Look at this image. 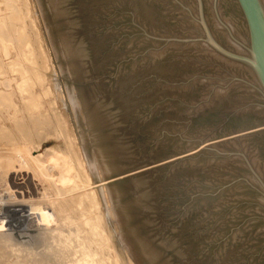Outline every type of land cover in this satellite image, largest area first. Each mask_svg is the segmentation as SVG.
<instances>
[{"label": "water", "instance_id": "water-1", "mask_svg": "<svg viewBox=\"0 0 264 264\" xmlns=\"http://www.w3.org/2000/svg\"><path fill=\"white\" fill-rule=\"evenodd\" d=\"M47 2L137 257L264 264V0Z\"/></svg>", "mask_w": 264, "mask_h": 264}, {"label": "rangeland", "instance_id": "rangeland-1", "mask_svg": "<svg viewBox=\"0 0 264 264\" xmlns=\"http://www.w3.org/2000/svg\"><path fill=\"white\" fill-rule=\"evenodd\" d=\"M7 2H10V3L12 2L11 5H14V6H10V7L11 8L13 7V9H16L18 6H19L18 8L20 7L22 8V9L20 8V13L22 11L21 13L22 15L18 11H15L13 13V15H15V13L18 12V14L21 15L19 16L22 18V20L19 21V19L16 18L17 14L15 15L16 17L11 16L10 18H8L7 23H10L11 22L10 20H12L14 25H17V27L15 26L14 28L16 29V31L14 30L15 33H10L12 36V40L9 42L11 43H7V45H5V52L6 51L10 52L9 58L7 60L1 59L2 62L0 61V67H3V66L11 67L14 64L11 70H9V72L11 71L12 74H14L15 72L24 71L21 74L20 72L17 73V75L19 77L23 75V79L28 81V83L30 82L29 86L30 87L32 86L31 88H33V89H30L31 90L30 92L36 96L38 95L36 99L40 101L39 106L40 107L42 106L40 112L38 113L29 112L30 114L28 113L25 115H27V117L29 115L41 117L43 118L42 120L46 118L43 121L44 123L42 124L44 126L41 125L42 128L39 127L38 129V132L40 131L39 133H41V138L39 141V148L34 150L33 152V156H40L39 161H38L40 163L39 165L40 167L39 168L35 167L36 168L35 170L40 171L41 168L45 164L49 163L51 160L50 152H44L45 149H51L53 150L54 154L57 155V157L59 158L61 170L63 169L65 165H68V164L72 165V168L75 169V171L72 170V174L75 176V180H77V176L78 178L80 177L79 179H81L82 176L78 172V168L76 165L78 161L75 162L73 160V157L70 155V151L75 152L77 151L76 148L78 147L79 151L81 150L80 152L81 155L79 156V158H81L80 160L84 161V165H86V167L88 166L87 176L88 178L90 177V179H87L88 181L87 183L86 177L83 176L85 179V187H82L84 184L82 185V183L79 182L80 185L78 186L76 190L77 193L78 192L81 193L75 196L76 204H75L74 209L76 210V207H77L76 212L78 214L76 213L74 216L69 217V219L67 220L65 219L64 221L67 224H64L61 229L62 234H63V236L61 237L65 238L66 236L65 239L63 238L64 240H66L67 237L69 236L68 239L70 241V246L68 247L69 245L68 239L64 241L60 237L61 243L60 242L59 243H60L61 250L63 248L61 253L62 255H64L63 256L64 258L63 257L62 258L64 260L68 259L67 260L68 263L64 260L63 261L61 260L63 263H61L60 261V264L72 263L71 261L72 259L79 258L82 256V253H83L82 250L84 249L87 252H89V255H90L88 264L92 262L94 264H147L145 259H144L145 262H143L140 258L137 257V252L134 251L132 244H130L131 240L133 241V239L123 223V220H122V217H121V214H120V211H119V208H118V205H117V202H116V199H115V196H114L97 142H96V139L94 137L85 108L83 106L75 80L73 78V75H72L66 54L64 52V49H63V46H62V43H61L58 31H57L56 25L54 23L47 0H0V12L1 13L2 12L5 13V6L6 5L8 6L10 4V3L7 4ZM13 23L8 24L9 25L8 27H10V25L13 26ZM21 24L25 25L27 29L24 28L25 29L24 30ZM30 25H31V29L29 27ZM20 26L22 27L21 29L24 30V35L27 34V36H29V38L26 41H28L29 44H31L30 46H32L33 44V47H29L27 49L26 48L27 43H23L21 45V43L19 44L18 38L17 40H15L16 38L15 34H17L16 33L17 29H19ZM23 30H21V32ZM30 30L31 32L29 33ZM36 32L37 34L39 33L38 34L39 36H36L37 35L35 34ZM36 37H39V38L36 39ZM2 44H3V41H1L0 39V52L3 49ZM33 51H35L34 52L35 55L37 52L36 56L39 57V59L37 58L38 63H36V60H33L34 56H33V59L29 57L30 53H32ZM2 63H3V66H2ZM13 68L18 69L19 71L14 70ZM25 72H28V73L26 74ZM0 75H1L0 76V79H1L2 78L1 71H0ZM15 75H14V78L12 79V84H14L15 82L17 84L19 80H21L19 77H16L17 75L16 76ZM27 75L30 81L29 79L27 80L28 78ZM15 78L16 79L18 78L19 80L17 79L14 82ZM32 83H34V85ZM37 83H39V85ZM36 89L39 91H37ZM35 91L37 92V94L34 93ZM38 92H40V94H42L43 96L40 95ZM44 92H46V96H44L45 94ZM33 94L31 95L33 96ZM39 97H41L40 100H39ZM13 100L16 102L20 101L16 97L13 98ZM2 101L3 103H6L8 100L3 99ZM8 111L6 112L3 111L2 115L6 116L8 115L7 113H11V114L15 113L13 110H8ZM41 113L45 117L43 115H40ZM16 114L17 113H15V115ZM0 126L6 129H9L10 122L7 121L2 124L0 121ZM35 140H36L35 143H37L38 138L37 139L35 138ZM73 140L75 141L74 142L75 144L73 143ZM0 141H1L0 148L2 149V150L0 149V157H1V154L3 151L10 152L11 145H10V140L8 137L0 138ZM72 148H75V149L72 150ZM79 162L78 164H80ZM4 170H5V165L2 164L1 166L0 164V198H1L0 201L3 202L7 199L5 201L7 203L19 204L22 202L25 203V201L26 203H30L31 201L33 202V200L36 201V199L42 200V198H40L42 194L39 193L38 189L43 186L45 187V184L41 182L39 183L35 180L36 172L28 174L29 176L20 175V177H18V180L17 178H15V180H12L8 175H7L8 177H6V172H5L6 170L5 171ZM22 176H24V178L27 177L28 179L27 178L24 179ZM79 179L77 181H79ZM8 182L9 183L14 182L13 187L11 186L12 183L10 185ZM9 186L11 188H9ZM84 190L86 192L85 195H83ZM2 198L3 199L5 198V199L3 200ZM26 199L27 200L31 199V201L27 202ZM47 202H45V206L52 207L50 202H49V205L46 204ZM10 213L12 215L16 213V210L13 209L10 211ZM85 216L87 217V219ZM68 220H69V223L66 222ZM38 230H39L38 228H31L28 231L29 234L34 233L35 238L37 240V241L36 240L34 241L35 243L33 245V246L35 245L37 246L31 247L30 248L31 251H29V248H27V246L23 242H21L22 244L20 243V245L22 246H19L17 244L22 238H25L26 236L25 235L19 236L16 231L10 232L9 235H5L6 234L5 233L3 238L8 243L1 244L0 247L7 248L9 257L11 258L18 257L20 258L19 260L21 261L24 258L25 260L23 259L22 262L23 263L26 262L24 264H27L28 262L29 264L31 259H33L37 255L39 256L40 254H42L41 252L45 249L46 243L49 242V241H46V238ZM66 233L69 235L67 236ZM37 237H39L40 239ZM85 238L87 239L85 240ZM11 244L13 246H11ZM41 244L43 245L41 246ZM86 246L88 247L86 248ZM26 251H27V254H26ZM73 253L76 257L73 255ZM65 256L68 258H66Z\"/></svg>", "mask_w": 264, "mask_h": 264}, {"label": "bare ground", "instance_id": "bare-ground-1", "mask_svg": "<svg viewBox=\"0 0 264 264\" xmlns=\"http://www.w3.org/2000/svg\"><path fill=\"white\" fill-rule=\"evenodd\" d=\"M8 3H10V2H7V4ZM11 3L8 6L7 5L5 6V13H3V12L1 13L0 12V39H1V41H3V44H2V48L3 49L0 52V61L1 62H2L1 59L7 60L9 58L10 52L9 51L5 52V45H7V43H11V42H9V41L12 40V36H11L10 33H15L14 30L16 31V29H14V28H15V26L17 27V25H14L12 20H10V21L13 23L14 27L12 25H10V27H8L9 26L8 24H12L11 22L7 23L8 22V18H10L11 16H15L17 14L16 15L17 17L16 16L15 17L18 18L19 21L22 20V18L20 17L22 15L21 14L22 11L20 13V8L21 7L18 8L19 6L18 7L16 6L17 8L15 7L16 9H13V7L12 8L10 7V6H14V5H11ZM15 11H18L21 15L18 14V12H16L15 15H13V13ZM18 19H17V21H18ZM21 25L23 26V29L26 28L25 25H23V24H21ZM29 27L31 29V25ZM21 28L22 27L20 26V28L17 29V32H16L17 34H15L16 38L14 37L15 40H17V38H18L19 39V44L21 43V45L23 43H27V46H26L27 49L29 47H33V44H32V46H30L31 44H29V42L26 41L29 38V36H27V34L24 35V30L25 29L23 30ZM21 30H23V31L21 32ZM30 32H31V30L29 31V33ZM35 34H37V32ZM38 34L36 36H39ZM37 38H39V37H36V39ZM35 51L30 53L29 57H31V59H33V56H34L33 60H36V63H38L39 57L36 56L37 52H36V55L34 54ZM14 53H16V52H14ZM10 65H8V66H10ZM2 66H3V63H2ZM12 66L11 67H4V66L0 67V71L2 73V78L0 79V106H1V108H0V121H1L2 124L7 122V121L10 122L9 129H6V128L0 126V138L8 137L9 140H10V145H11L10 152H8V151H3L2 152L1 157H0V164H1V166H2V164L5 165V170L6 171L5 170L4 171L6 172V177L9 176L12 180H15V178H17V180H18V177H20V175L29 176L28 174L36 172L35 180L37 182H39V183L41 182V183L45 184V187L43 186V187H40L38 189L39 193L42 194V196H40V198H42V200L38 199L39 201L37 199H36V201H34L32 199L33 200V202H32L31 199L30 200L26 199L27 202H29V201H31V202L30 203H26V201H25V203L22 202V203H19V204L7 203V202H5L7 199L5 201H3V202L1 201L3 203V205H4L5 212L7 213V216H8V224H7V227L5 228L4 224L0 223V245L4 244V243L5 244L8 243L3 238L5 233H6L5 235H9L10 232L16 231L19 236H23V235L26 236L25 238H22L19 241V243H17V242L16 243L19 246H22V245H20V243L23 242L27 246V248H29V251H31L30 250L31 247H36L37 246V245L33 246L34 243H35L34 241L36 240V238H35V234L34 233H30L29 234L28 231L31 228H38L39 229L38 231L46 238V241H49V242L46 243L45 249L41 252L42 254H40L39 256L37 255L38 257L37 256L34 257V258L32 257L33 259H31L29 264H60V261L64 260L63 259L64 255H62V253H61L63 248L61 250V247H60V243H61L60 240L64 238V237L63 238L61 237V236H63L61 229H62L64 224H67V223H65L64 220L65 219L66 220L69 219V217H72V216H74L77 213L76 212L77 207H76V210L74 209L75 208V204H76V199H75L76 197L75 196H77L78 194H81V193H79V192L77 193L76 190H77L78 186L80 185L79 182H81L82 185L84 184L83 186L81 185L82 187H85V179H84V177H86V181H87V179H90V177L88 178V176H87V173H88L87 172V168H88V166L86 167V165H84V161L80 160L81 158H79V156L81 155L80 154L81 150L79 151L78 147L76 148L77 151H75V152L70 151V155L73 157V160L75 162L76 161H78V162L80 161L79 162L80 164H78V162H77L76 165H77V168H78V172L81 174L82 177H81V179H79L80 177L78 178V176H77V180L79 179V181H77V180H75V176L72 174V170L75 171V169L72 168V165H70V164L65 165L63 167V169L61 170L60 169L59 158L57 157V155L54 154L53 150L45 149L44 152H50L51 160H50L49 163L45 164L41 168L40 171L35 170L36 169L35 167H38V168L40 167L39 166L40 163L38 162L40 156H33V152H34V150L39 148V141H40V138H41V133H39L40 131L38 132V129L44 123L43 121L46 118L44 120H42L43 118H41V117L30 116V115L27 117V115H25V114H28L29 112H34V113L40 112L42 106L41 107L39 106L40 101H38V99H36L38 97V95L36 96V95H34L33 93L30 92L31 91L30 89H33V88H31L32 86L31 87L29 86L30 82L28 83V81L23 79V75H21L20 77L17 75V73H19L20 71L18 69H15L16 67L13 68L14 70H18L19 71V72H15L17 76L15 75V73L12 74L11 71H10L11 73L9 72V70H11ZM14 70H13V72H14ZM23 72L24 71L20 72V74L23 73ZM25 73L27 74L28 72H25ZM14 75L21 79V80H19L17 78L19 80V82L17 84L15 82V80H17V79L16 78L14 79V82H15L14 84H16V85L12 84V79L14 78ZM25 77H26V75H25ZM27 77H28V75H27ZM28 79H29V77L27 78V80ZM29 81H30V79H29ZM32 84L34 85V83H32ZM37 84L39 85V83H37ZM35 86H33V87H35ZM34 90H35V88H34ZM37 91H39V90H37ZM32 92H33V90H32ZM34 93L37 94L36 91ZM38 93L40 94V92H38ZM44 93H45L44 96H46V92H44ZM31 94H33V96ZM40 95H42V94H40ZM15 97L17 99H19L20 101H17V102L14 101L13 98H15ZM33 98H35V99H33ZM40 98L41 97H39V100H40ZM3 99H7L8 101L6 103H3V101H2ZM40 105H42V104H40ZM8 110H13L17 114L15 115V113H13V114L7 113L8 115H6V116L2 115L3 111L6 112ZM40 115H43V114L41 113ZM42 126H44V125H42ZM35 138L36 139L38 138V140H37L38 142L37 143H35V141H36ZM1 141H2V139H1ZM74 142L75 141L73 140V143ZM4 143H5V141H4ZM73 149H75V148H72V150ZM3 174H4V172H3ZM22 177L24 178V176H22ZM25 178H27V177H25ZM5 181H6V179H5ZM76 182H78V183H76ZM11 183H12V185H11ZM11 183H9V184L13 187V183L14 182H11ZM87 183H88V181H87ZM9 188H11V187L9 186ZM90 191H92V190H90ZM85 194H86V192L84 190L83 195H85ZM45 202H47L46 204H48V205H49V202H50L52 207H50V206H48L50 208L46 207L45 206ZM13 209L16 210V213L11 215L10 211L13 210ZM81 211H82V209H81ZM82 214H84V213H82ZM82 217H83V215H82ZM86 219H87V217H86ZM66 222L69 223V220L66 221ZM68 235L69 234H67V236ZM60 237H61V239H60ZM68 237H67V239H68ZM37 238H39V237H37ZM65 238H66V236H65ZM87 238H89V237H87ZM87 238H85V240ZM72 239H73V237H72ZM72 239H70V240H72ZM66 240H64V241H66ZM68 241H69V239H68ZM41 242H43V241H41ZM17 244H16V246H17ZM62 244H63V242H62ZM68 244H69L68 245V247H69L70 246V241H69ZM42 245L43 244H41V246ZM11 246H13V245L11 244ZM88 246H86V248ZM68 247H67V249H68ZM15 248H17V247H15ZM25 250H27V249H25ZM69 250H71V249H69ZM7 251H8L7 248H5V247L1 248L0 247V264H22L23 263L22 261H23L24 258L22 259V261L19 260L20 258H18V257L11 258V257L8 256V252ZM82 252H83L82 256L81 257L78 256L79 258H75L76 256L73 253V255L75 256L74 257L75 259H72L71 260L72 263H70V264H88V260H89V256H90L89 252H87L85 249L82 250ZM26 254H27V251H26ZM73 255H72V257H73ZM68 256H70V255H68ZM28 257H29V255H28ZM66 258H68V257H66ZM67 260H64V261L67 262ZM62 261H61V263H63ZM24 263H26V262H24ZM27 264H28V262H27ZM90 264H94V263L92 262Z\"/></svg>", "mask_w": 264, "mask_h": 264}, {"label": "built area", "instance_id": "built-area-1", "mask_svg": "<svg viewBox=\"0 0 264 264\" xmlns=\"http://www.w3.org/2000/svg\"><path fill=\"white\" fill-rule=\"evenodd\" d=\"M0 223H3L5 228L7 227L8 216L7 213L5 212L4 205L1 201H0Z\"/></svg>", "mask_w": 264, "mask_h": 264}]
</instances>
